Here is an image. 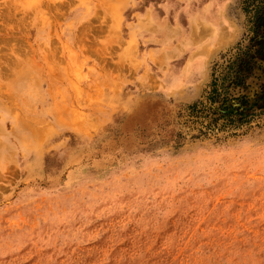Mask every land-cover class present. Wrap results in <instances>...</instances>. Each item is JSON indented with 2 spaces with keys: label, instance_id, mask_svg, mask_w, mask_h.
Segmentation results:
<instances>
[{
  "label": "rangeland",
  "instance_id": "rangeland-1",
  "mask_svg": "<svg viewBox=\"0 0 264 264\" xmlns=\"http://www.w3.org/2000/svg\"><path fill=\"white\" fill-rule=\"evenodd\" d=\"M257 1L0 0V264H264Z\"/></svg>",
  "mask_w": 264,
  "mask_h": 264
},
{
  "label": "trees",
  "instance_id": "trees-1",
  "mask_svg": "<svg viewBox=\"0 0 264 264\" xmlns=\"http://www.w3.org/2000/svg\"><path fill=\"white\" fill-rule=\"evenodd\" d=\"M259 22L264 23V0H258L256 5H255L254 24L257 25V23H259ZM257 51H258L257 53L261 54L264 57V34H262L260 39L258 40V50ZM248 55H249L248 50L243 51L242 54H238L236 56V58L232 61V63H235L237 68L235 70V73H236L235 77H231V81H230L231 83L239 82L240 74H241L239 67L243 66V67H248V69H249V67H250V65H249L250 56H248ZM247 74L248 73H246L245 75H247ZM225 75H227V74H225ZM223 79H224V77H223Z\"/></svg>",
  "mask_w": 264,
  "mask_h": 264
}]
</instances>
